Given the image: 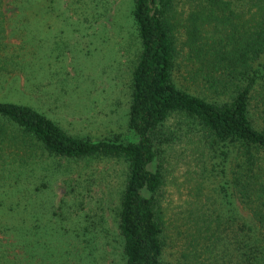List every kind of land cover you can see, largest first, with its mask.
<instances>
[{
    "label": "trees",
    "instance_id": "1",
    "mask_svg": "<svg viewBox=\"0 0 264 264\" xmlns=\"http://www.w3.org/2000/svg\"><path fill=\"white\" fill-rule=\"evenodd\" d=\"M6 1L0 0V92L23 73L19 58L4 53ZM39 1L11 2L31 9L40 5L27 4ZM130 17L139 46L126 120L134 140L71 135L34 106L9 102V92L0 97V182L16 184L6 202L0 199V232L23 239L44 212L60 214L61 203L43 204L55 172L72 162L115 161L125 170L113 209L124 264H163L169 246L183 264H264V0H131ZM24 83L29 93L42 90ZM179 145L190 167L200 164L199 176L207 156L222 168L220 182L240 211L206 210L200 177L185 208L174 211L163 162ZM80 183L69 194L85 221L101 217V202L91 206V194L75 193ZM21 214L31 217L15 228L13 217Z\"/></svg>",
    "mask_w": 264,
    "mask_h": 264
},
{
    "label": "rangeland",
    "instance_id": "2",
    "mask_svg": "<svg viewBox=\"0 0 264 264\" xmlns=\"http://www.w3.org/2000/svg\"><path fill=\"white\" fill-rule=\"evenodd\" d=\"M11 1L7 0L4 8V53L19 58L23 73H19L15 83L5 85L9 91H1L0 97L9 92V102L34 106L71 135L94 139L119 134L134 140L126 126L129 79L139 48L130 19L131 0H40L27 4L40 5L31 9ZM32 10L38 13L31 14ZM23 74L31 80L23 78ZM25 79L33 85L38 83L42 90L29 93L23 86ZM190 89L198 88L191 85ZM182 151L179 145L164 154L174 211L185 208L190 186L199 177L206 210L240 211L235 197L226 194L220 182L226 180L221 175L222 168L213 166L207 156L199 176L195 172L200 164L195 160L190 167V158ZM124 171L122 163L99 160L88 165L72 162L65 172L52 174L43 204L51 208L61 203L60 214L52 215L53 210L44 212L39 228H23V239L15 231L0 232V264H124L113 210ZM188 171L195 174L193 179ZM77 179L81 183L74 188L75 193L91 194V206L101 202V217L97 212L90 214L93 219L85 221L77 199L69 194ZM86 179L89 193L83 188ZM15 185L10 178L2 180L0 199L6 202ZM3 217L0 215V223L4 222ZM28 217L31 215L13 217L15 228L17 220ZM95 219H99V226L90 225ZM85 222L91 227L90 232L83 230ZM163 264H183V260L169 246Z\"/></svg>",
    "mask_w": 264,
    "mask_h": 264
}]
</instances>
